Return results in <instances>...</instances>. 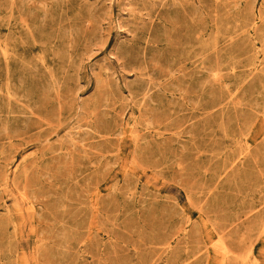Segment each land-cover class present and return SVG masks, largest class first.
<instances>
[{"label": "rangeland", "instance_id": "obj_1", "mask_svg": "<svg viewBox=\"0 0 264 264\" xmlns=\"http://www.w3.org/2000/svg\"><path fill=\"white\" fill-rule=\"evenodd\" d=\"M0 264H264V0H0Z\"/></svg>", "mask_w": 264, "mask_h": 264}]
</instances>
